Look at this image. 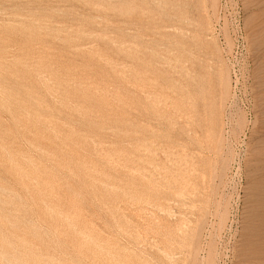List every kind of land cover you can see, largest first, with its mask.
<instances>
[{"label": "rangeland", "instance_id": "obj_1", "mask_svg": "<svg viewBox=\"0 0 264 264\" xmlns=\"http://www.w3.org/2000/svg\"><path fill=\"white\" fill-rule=\"evenodd\" d=\"M261 263L264 0H0V264Z\"/></svg>", "mask_w": 264, "mask_h": 264}, {"label": "bare ground", "instance_id": "obj_2", "mask_svg": "<svg viewBox=\"0 0 264 264\" xmlns=\"http://www.w3.org/2000/svg\"><path fill=\"white\" fill-rule=\"evenodd\" d=\"M259 248V247H258ZM254 250V249H253ZM257 254V253H256ZM255 261V260H254ZM255 262H257V261H255ZM261 262V261H260ZM252 263H253V261H252ZM262 264V263H261Z\"/></svg>", "mask_w": 264, "mask_h": 264}]
</instances>
